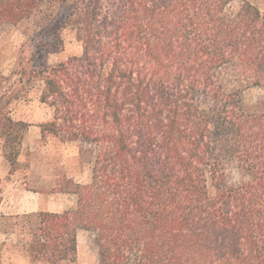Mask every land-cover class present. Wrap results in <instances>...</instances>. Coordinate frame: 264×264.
<instances>
[{"label":"trees","instance_id":"trees-1","mask_svg":"<svg viewBox=\"0 0 264 264\" xmlns=\"http://www.w3.org/2000/svg\"><path fill=\"white\" fill-rule=\"evenodd\" d=\"M238 1L0 0V29L53 2L83 47L32 70L43 136L79 143L92 177L65 181L72 210L0 215L31 259L76 264L87 231L98 264H264V101L243 98L264 89V14ZM233 163L248 181L228 184Z\"/></svg>","mask_w":264,"mask_h":264},{"label":"rangeland","instance_id":"rangeland-1","mask_svg":"<svg viewBox=\"0 0 264 264\" xmlns=\"http://www.w3.org/2000/svg\"><path fill=\"white\" fill-rule=\"evenodd\" d=\"M250 2L264 14V0ZM53 7L46 17L39 14L19 24H6L0 29V215L21 217L35 214L19 209L66 211L76 208L78 198L61 192L67 179L89 183L92 164L88 154L76 142H66L53 135L43 136L42 125L51 121L53 109L41 102L43 82L34 71L80 56L83 52L77 31L72 27L57 30L64 10ZM51 3H44L43 8ZM59 33L62 42H56ZM248 108L264 101V89H247L243 95ZM8 119L20 123L11 127ZM9 128V129H8ZM229 185L248 181L236 163L227 170ZM0 221V264H46L36 262L23 245L30 235L26 227ZM76 264H98L99 250L92 233L81 231L78 237Z\"/></svg>","mask_w":264,"mask_h":264},{"label":"crops","instance_id":"crops-1","mask_svg":"<svg viewBox=\"0 0 264 264\" xmlns=\"http://www.w3.org/2000/svg\"><path fill=\"white\" fill-rule=\"evenodd\" d=\"M66 195V194H65ZM39 208H40V205H38V207H37V205L35 206L34 205V208L33 209H31V210H29V209H22V211H21V209H19V212H33V213H38V210H39ZM66 211H68V210H66ZM45 212H57V213H62V212H65V211H45ZM80 234V233H79ZM79 234H78V237H79ZM79 247V246H78ZM96 262H99L98 260L96 261Z\"/></svg>","mask_w":264,"mask_h":264}]
</instances>
